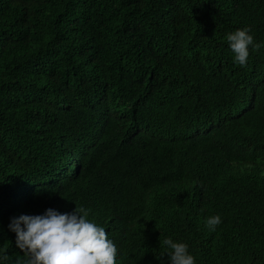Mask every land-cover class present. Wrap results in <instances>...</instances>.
I'll list each match as a JSON object with an SVG mask.
<instances>
[{"label": "trees", "instance_id": "obj_1", "mask_svg": "<svg viewBox=\"0 0 264 264\" xmlns=\"http://www.w3.org/2000/svg\"><path fill=\"white\" fill-rule=\"evenodd\" d=\"M264 0H0V264L11 218L105 228L117 264H264ZM221 223L211 230L209 217ZM8 260L3 259L4 255Z\"/></svg>", "mask_w": 264, "mask_h": 264}, {"label": "clouds", "instance_id": "obj_2", "mask_svg": "<svg viewBox=\"0 0 264 264\" xmlns=\"http://www.w3.org/2000/svg\"><path fill=\"white\" fill-rule=\"evenodd\" d=\"M250 29H238L226 35L234 54V62L246 66L249 46L259 51L264 44L256 43ZM89 210L75 208L74 212L59 213L48 209L43 215H21L11 218L9 230L16 235V247L23 253L15 264H117V245L108 237L104 227L88 219ZM219 215L209 217L206 226L211 230L221 223ZM171 251L169 264H195L185 243L171 238L163 241ZM3 259L8 260L5 254Z\"/></svg>", "mask_w": 264, "mask_h": 264}]
</instances>
